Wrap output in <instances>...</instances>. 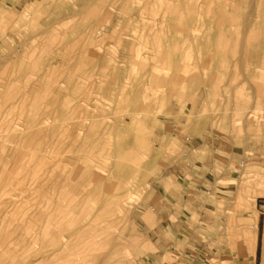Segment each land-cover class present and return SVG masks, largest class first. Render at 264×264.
Segmentation results:
<instances>
[{
  "label": "rangeland",
  "instance_id": "rangeland-1",
  "mask_svg": "<svg viewBox=\"0 0 264 264\" xmlns=\"http://www.w3.org/2000/svg\"><path fill=\"white\" fill-rule=\"evenodd\" d=\"M256 88L264 0H0V264H150L179 159L212 133L264 160ZM233 175L153 264H264V167Z\"/></svg>",
  "mask_w": 264,
  "mask_h": 264
},
{
  "label": "crops",
  "instance_id": "crops-1",
  "mask_svg": "<svg viewBox=\"0 0 264 264\" xmlns=\"http://www.w3.org/2000/svg\"><path fill=\"white\" fill-rule=\"evenodd\" d=\"M256 89L264 95V89ZM199 150L208 152L206 160L199 165L196 163V156L191 154L179 159V166L175 168V177L182 180L179 190L169 189L166 191L167 197L160 196V200L151 206V210L155 211L153 221L143 223L145 234L155 248V252L149 255L150 264H153V261L160 263L158 258L162 257L163 250L172 240L170 234L175 236V232L182 226L191 232L193 224L190 220L183 219V216L190 210L197 209L203 189L207 188L212 192L215 200H228L229 195H234L241 187L237 176L233 175L236 168L246 162L251 163L253 170L264 167V160L257 159L260 157L258 147L253 148L254 154L249 159L235 151L224 138L222 145L212 133L207 142L199 144ZM254 180L251 179L253 188L257 186Z\"/></svg>",
  "mask_w": 264,
  "mask_h": 264
},
{
  "label": "bare ground",
  "instance_id": "bare-ground-1",
  "mask_svg": "<svg viewBox=\"0 0 264 264\" xmlns=\"http://www.w3.org/2000/svg\"><path fill=\"white\" fill-rule=\"evenodd\" d=\"M41 122V121H40ZM115 147V146H114ZM60 148V147H59ZM46 155V154H45ZM63 155V154H62ZM68 155V154H67ZM92 155V154H91ZM79 159V158H78ZM67 163L70 164L73 168H77L78 163L76 162V159L71 158L70 160H67ZM87 166V165H86ZM113 166V165H112ZM87 168V167H86ZM81 169V168H80ZM78 170V169H77ZM68 171V170H67ZM87 171V170H86ZM88 172V171H87ZM92 173V172H91ZM99 173L94 172L95 176H98ZM78 175V174H77ZM100 175V174H99ZM77 179V178H76ZM85 180V179H84ZM76 181V180H75ZM90 181V180H89ZM88 181V182H89ZM85 183V182H84ZM92 183V182H91ZM84 186V185H83ZM94 188V187H93ZM104 188V187H103ZM125 190V189H124ZM30 210V209H29ZM39 217V216H38ZM256 220V219H255ZM69 221V220H68ZM256 223V221H255ZM253 224V223H252ZM254 226V225H253ZM256 227V226H255ZM255 229V228H254ZM9 232V231H8ZM41 234V233H40ZM255 246V245H254ZM255 248V247H254ZM253 251V250H252Z\"/></svg>",
  "mask_w": 264,
  "mask_h": 264
}]
</instances>
